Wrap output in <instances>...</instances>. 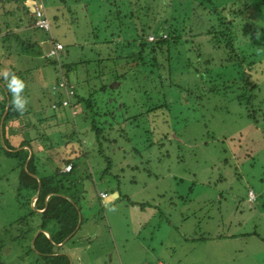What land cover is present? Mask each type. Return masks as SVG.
Wrapping results in <instances>:
<instances>
[{"label":"trees","instance_id":"1","mask_svg":"<svg viewBox=\"0 0 264 264\" xmlns=\"http://www.w3.org/2000/svg\"><path fill=\"white\" fill-rule=\"evenodd\" d=\"M10 1L17 3L20 9L5 12L4 15L9 14L12 19L2 21L0 29L27 25L28 35L34 38L22 39L20 34L11 33L19 49L32 50L43 56L46 63L52 64L55 73L57 66L64 67L69 80L72 68L87 74L92 67V76L98 80L99 87L83 96L77 84L73 98L89 111L91 124L88 131L94 135L92 149H97V154L107 162L100 183L110 185L114 180L115 189L110 191L112 197L114 193L120 195L118 177L109 175V168L114 166L109 152L113 154L121 149L120 133H113L116 126L124 124L121 137L125 141L132 139L131 124L119 122L124 114L134 118L132 122L137 126L144 118L136 122V117L147 116V122L155 129V141H160L153 144L154 140L151 142L147 137L142 143L149 149L167 145L163 140L186 127L193 115L196 119L199 108L224 101L248 104L255 101L260 107L264 100L261 94L264 91V0H149L144 19L139 17L135 0H38L49 29L35 25L36 14L30 13L24 0H1L4 10V3ZM198 18L205 23L199 24ZM77 19L83 20L86 28L79 37L73 28ZM150 36L152 39H148ZM47 43L50 48L55 43L61 44L57 60L43 55ZM126 66L125 71L119 72L118 68ZM9 69L19 76L20 72L15 68ZM137 74L145 75L138 83ZM56 81L58 85V75ZM3 82L0 81V135L6 140L4 154L20 159L18 197L25 192L29 205L31 197L35 199L27 215L39 214L40 221L37 226L32 225V234L40 229L48 234V241L54 246L62 245L71 240L77 226L79 228L87 220L82 215L87 192L82 180L83 176L90 179L91 175L82 171L79 176L76 172L78 159H85L90 152L79 149L72 156L74 151L70 150L61 166L52 165L53 169H48L47 162L29 151L30 126L20 125L15 134L19 136L16 137L18 142L10 144L5 135L14 137L8 131L15 122L29 115L31 106L27 102L22 114L15 112ZM110 82L113 83L111 86ZM56 97L60 99L64 95ZM55 104L69 116L68 108L61 107V102ZM141 130L149 132L144 123ZM67 137L69 142L77 141L81 148L75 133ZM27 147L24 156L21 155L18 149ZM129 151L140 153L134 145L126 152ZM68 163L72 165L71 170L61 171ZM151 174L156 178L160 176ZM79 180L81 184L77 185ZM99 194L95 197L101 203ZM33 251L35 261L32 264L67 259L64 254H45L34 248Z\"/></svg>","mask_w":264,"mask_h":264},{"label":"rangeland","instance_id":"2","mask_svg":"<svg viewBox=\"0 0 264 264\" xmlns=\"http://www.w3.org/2000/svg\"><path fill=\"white\" fill-rule=\"evenodd\" d=\"M148 1L135 0L139 17L143 19ZM4 4L5 10L0 0V24L12 19L9 14L5 16V12L20 9L12 1ZM24 4L29 7L30 13L40 6L38 0H24ZM255 9L257 10L256 7ZM83 10L84 6L80 7V11ZM18 12L15 14H19ZM77 21L73 28L79 37L86 28L83 20ZM198 22L201 25L205 23L202 18H198ZM2 26L3 23L0 27ZM28 28L27 25L17 28L9 25L0 29V68L13 67L20 72L18 77L25 84L22 95L31 106L29 115L23 116L20 122H15L10 134L14 135L20 125L30 126L29 151L37 153L41 160L47 162L45 166L48 169L61 166L70 150L74 151L72 156L79 149L90 152L85 159H78L79 168L76 172L79 176L82 171L91 175L90 179L83 176L82 180L87 191L82 215L87 220L82 223L72 241L65 243L68 248L71 245L77 250L74 253L81 254V263H92L98 252L105 250L102 244L106 248L110 242L113 243V239L119 251L122 244L128 241L129 244L145 247L146 260L149 259V248L154 249L158 257L166 259L170 250L178 246L184 236L200 238L197 245H203L202 236L214 232L229 233L239 227L242 230L254 228L253 218V221L255 218L261 219L260 227L263 226L264 214L258 208H251V203L254 195L259 196V201H264V100L260 107L255 101L250 104L224 101L199 108L196 119L193 115L186 127L163 140L167 145L149 149H146L148 146L143 147L142 143L147 137L151 138V142L154 140L153 144L160 141H155V129L147 122V116H137L136 122L144 118L137 126V123L132 122L134 118H128L124 114L123 120L119 122L131 124L132 139L125 141L121 137L124 124L116 126L113 133H120L118 138L121 149L115 150L113 154L109 152L114 161V166L109 168V175L118 177L120 195L112 197L110 191L115 189L114 180L110 185L103 186L100 183L101 172L107 162L97 154V149H92L94 135L88 131L91 124L89 111L75 103L73 98L77 84L80 85L79 93L83 96L99 87L98 80L92 76V67L87 74L72 68L69 73L71 80L67 79L64 67L57 66L55 73L52 64L46 63L43 56L32 50L19 49L15 38L10 36L15 32L22 39L28 37L34 40L28 35ZM148 39H152L151 36ZM206 48L211 49L209 45ZM48 49L47 43L44 45L43 55L56 59ZM62 53L63 51L60 54ZM75 54L78 56V53ZM127 67L118 70L122 72ZM57 75L58 86L55 85ZM144 77V74H137V83ZM112 84L110 82L109 86ZM261 94L264 95V91ZM61 95L64 98L56 97ZM51 100L54 103L49 107ZM62 100L66 105H63ZM56 102H61V107L68 108L69 116L62 113L64 110L55 107ZM142 123L149 132L141 130ZM139 132L141 134L138 135ZM72 133L81 141V148L77 141H68L67 136ZM5 137L10 144H16V137L19 136ZM5 141L0 135V264H32L35 261L33 248L41 253L42 249H46L41 247L46 239L40 232L38 235L37 231L32 234V225L40 221V216L27 215L31 206L25 199V192L18 197L20 159L4 154ZM131 145L140 153L129 151L128 154L126 151ZM18 151L21 152V149ZM151 173L160 176L156 178ZM80 184L81 180L77 181V185ZM100 190H108V194L101 197V203L96 198ZM20 202L23 203L22 206ZM31 205H34V200ZM221 209L226 211L222 216ZM81 237H90V242L79 243ZM158 244H161L160 248L157 247ZM47 246L51 249L49 253L57 252L55 255H62L61 251L65 247L55 245L53 249L50 242ZM135 255H138V251L132 257ZM102 258H97L99 264H102ZM169 260H176V257L170 256ZM73 262L77 264L76 260Z\"/></svg>","mask_w":264,"mask_h":264},{"label":"crops","instance_id":"3","mask_svg":"<svg viewBox=\"0 0 264 264\" xmlns=\"http://www.w3.org/2000/svg\"><path fill=\"white\" fill-rule=\"evenodd\" d=\"M10 130L8 131V134H10ZM17 132L15 134H17ZM20 149H21L20 152L21 155H23V153L27 151V148L25 149L20 148ZM28 155L29 153L27 152V155L25 156L26 159ZM248 190L252 191L251 189ZM258 197L259 196L254 195L253 198L254 202L252 201L251 208L253 207L254 209L258 208L264 214V201L261 200L259 201ZM32 198L34 199V197H31L30 199L31 207H32L31 205ZM262 198L263 197H260V199ZM203 203L205 202H202V204ZM253 203H255L254 206ZM225 212L226 211L221 209L220 211L221 216ZM185 213H187V211ZM253 219L252 222H254V228L251 227L249 229L242 230L239 227V229L233 231L231 230L229 233L214 232L212 234L206 235L205 237H202L204 238V241H201L202 243H204L203 245H197V242L198 240H200V238L198 239L193 238L192 235L184 236L182 242L178 246L170 250L171 253L168 255L166 259L162 257H158V254L154 251V249L149 248L147 250L149 253L148 254L149 259L146 260L145 247L136 244H129L128 241L122 244V248L119 251L118 245L116 242H114L113 239V243L110 242V245L106 248L102 244V247L105 250L99 251L97 254L98 256L94 257L92 263L90 264H99L97 258L100 256L101 258L103 256L102 260H100L102 264H264V224L263 226L260 227L261 219L255 218V221H253ZM37 224H39V222ZM79 230L80 227L79 228L77 227L73 234L76 235ZM36 231H37V235L39 232L40 234H44V237L46 239L44 245H41V247L46 248L41 250L42 253L50 254L49 252L51 251V249L47 246L49 242L48 234L40 229H37ZM42 238L40 239L41 241ZM71 241L72 239L63 242L62 245H58V246L61 247L65 246V243L67 242L70 243ZM80 242L82 244L86 242H90V237H81L79 239V243ZM70 247L68 248L67 246H65L64 249L61 251V253L66 255L67 259L60 261L58 260L56 262L55 261L52 262V260L51 261L47 260L46 261L47 264H74L73 261L75 260L77 261V264H83L81 263V259H82L80 256L81 254L74 253V251L77 250L73 249L72 247L70 250ZM157 247L160 248L161 244H158ZM52 248L54 249V245ZM137 251H138V255L132 257V255L136 254ZM56 253L57 252H55L54 254ZM170 256L172 257L175 256L176 260H169Z\"/></svg>","mask_w":264,"mask_h":264},{"label":"clouds","instance_id":"4","mask_svg":"<svg viewBox=\"0 0 264 264\" xmlns=\"http://www.w3.org/2000/svg\"><path fill=\"white\" fill-rule=\"evenodd\" d=\"M257 37H259V33H257ZM0 80L5 82L6 90L10 94V104L12 109L17 113L22 114L25 111L27 104L26 99L22 95L25 88L24 81L7 68H0ZM105 193L108 194L107 192Z\"/></svg>","mask_w":264,"mask_h":264},{"label":"built area","instance_id":"5","mask_svg":"<svg viewBox=\"0 0 264 264\" xmlns=\"http://www.w3.org/2000/svg\"><path fill=\"white\" fill-rule=\"evenodd\" d=\"M33 1V0H32ZM42 5L40 4L39 7H36L35 8V11H33L35 14H36V21H35V25L38 26V27H42V28H45V29H49V23H48V20L44 17V13L42 11ZM38 12V13H37ZM152 38V37H151ZM62 46L60 43H55L54 46H52L51 48L49 47V53L50 55H53L52 57H57V53L59 50H61ZM56 86H58L57 84H55ZM66 98V97H65ZM62 103L63 105H66V102L62 100ZM55 105V104H54ZM72 168V165L71 163H68L64 166V168L62 169V171L64 172H69ZM251 193H253L252 191H250ZM106 193L105 192H101L100 193V196H104L105 197ZM252 196V194H251Z\"/></svg>","mask_w":264,"mask_h":264},{"label":"water","instance_id":"6","mask_svg":"<svg viewBox=\"0 0 264 264\" xmlns=\"http://www.w3.org/2000/svg\"><path fill=\"white\" fill-rule=\"evenodd\" d=\"M78 227V226H77Z\"/></svg>","mask_w":264,"mask_h":264}]
</instances>
